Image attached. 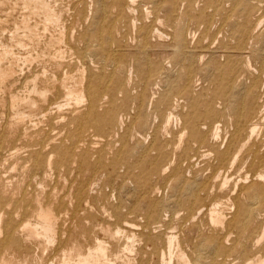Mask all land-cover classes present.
<instances>
[{"label":"bare ground","instance_id":"bare-ground-1","mask_svg":"<svg viewBox=\"0 0 264 264\" xmlns=\"http://www.w3.org/2000/svg\"><path fill=\"white\" fill-rule=\"evenodd\" d=\"M197 1L0 0V264H264V0Z\"/></svg>","mask_w":264,"mask_h":264},{"label":"rangeland","instance_id":"rangeland-1","mask_svg":"<svg viewBox=\"0 0 264 264\" xmlns=\"http://www.w3.org/2000/svg\"><path fill=\"white\" fill-rule=\"evenodd\" d=\"M62 1H63L64 3H66V4H68V3H70V1H72V0H62ZM65 1H66V2H65ZM68 1H69V2H68ZM198 1H199V4H198ZM198 1H197V3H196V7H197L198 9H200V8L204 5V0H198ZM201 1H202L203 3H200ZM201 4H202V5H201ZM197 5H198V6H197ZM200 5H201V7H200ZM145 7H146V6H145ZM137 9H138V10H137ZM211 10H212V8H210V10H209V7H207L205 13H206V14H207V12L210 13ZM135 11H136L135 13L137 14V11H139V8H136ZM161 13L164 14L163 11H161ZM218 15H219V14H218ZM218 15L216 14L215 17L213 16L212 18H214V19H212L211 17H209L210 20H209V21L206 20L207 23H208V22L210 23V24L208 23V26H209V28H210V29H209L210 32H209V30L207 31V33L204 31L205 24H204V27H203V24H202V26L200 27V28L203 27V28L201 29V31H200V29H199V31H198V29H195V32L197 31V32H196V36H195V32H194V30H193V31L191 30L192 32H194V35H193V33L190 31V33H192V34H190V37H192L191 35H193V37H195V38L193 39L192 44H195V43L197 44V43H198V46H199V47H201L202 45H203V46L207 45V46H209V48L211 47L212 49H211V48H210V49L208 48L209 50L212 51V55H210V56H215V55H216L215 57L220 56V55H218V53H219L220 49H222V44L225 42V40H227L226 42L230 41V39H229L230 37H227V35L225 34V33H226L225 29H224L223 27L221 28V22H220L221 20L219 19V17H218V19H217V17H216V16H218ZM207 17H208V16H207ZM213 20H214V21H213ZM210 21H211V22H210ZM212 21H213V22H212ZM218 21H219V22H218ZM215 22H217V23H215ZM212 24H214L217 28H215V26L212 25ZM217 24H218V25H217ZM81 25H82V27H80ZM81 25H79V26H77V27H78V28L80 27V29H82V28H84V26H85L86 24H84V25L81 24ZM211 26H213V28H212ZM77 27H76V28H77ZM76 28H75V29H76ZM218 28H221L220 31L222 30L223 32H222V31L219 32V29H218ZM216 29H217V30H216ZM215 30H216V31H215ZM202 31H203V32H202ZM212 31H213V32H212ZM224 31H225V33H224ZM198 32H199L200 34H199ZM217 32L219 33V35H218ZM208 33H209V34H208ZM213 33H214V34H213ZM221 33H222V34H221ZM205 34H208V35H210V36L207 37L208 35H205ZM211 34H212V35H211ZM215 34H216V35H215ZM223 34H224V35H223ZM200 36H201V37H200ZM204 36H205V37H204ZM216 36H217V37H216ZM203 37H204V39H203ZM210 37H211V38H210ZM215 37H216V39H214ZM196 38H197L198 40H196ZM199 38H200V40H199ZM223 38H224V39H223ZM227 38H228V39H227ZM206 39H207L208 42L206 41ZM201 40H202V41H201ZM203 40H205L204 43H203ZM211 40H214V41L217 40V41H216V42H214V41L212 42ZM200 41L202 42V45L200 44V43H201ZM206 42H207V43H206ZM209 42H211V43H209ZM226 42H225V43H226ZM255 42H256V43H255ZM257 42H259V43H260V42L263 43V41H260V40L258 39V40H256V41H254V43H255V45L258 44V46L261 48L260 50H264V46H263L261 43H260V45H259V43H257ZM205 43H206V44H205ZM213 43H214V44H213ZM216 43H217V45H216ZM196 44H195V45H196ZM209 44H210V45H209ZM211 44H212V46H211ZM151 45H152V46L150 47V49H153V50H156V49H157V50H162V49H159V48H161L162 46L159 47V45H153V44H151ZM153 46H154V47H153ZM207 46H205V47L207 48ZM214 46L217 47V49H215ZM250 46H252V48H253V46H254V45H253V42L250 44ZM258 46L256 45V47H258ZM152 47H153V48H152ZM155 47H158V48L155 49ZM213 47H214V48H213ZM256 47L254 46V48H256ZM259 47H258V48H259ZM214 49H215L216 51H214ZM218 49H219V51H217ZM153 50H152V51H153ZM22 51H23V50H22ZM67 54H70V53H69V52L66 53V55H65L66 60H72V58H71L69 55H67ZM213 54H214V55H213ZM68 56H69V57H68ZM210 56H209V57H210ZM67 57L70 58V59H67ZM207 57H208V56L205 57L206 59L203 58L202 60H200V58H199V59L197 58V59H196L197 61L195 60V64H197V65H196V67H197V69H196V73H197V77H198V79H197V77H196V79L199 80V81L196 83L197 86L195 85V87H196V88H195V91H196V90H198V91L194 92V93H195L194 96H196L200 101H203L204 99H205V101H207L208 98H209V96H210V95H209V92H211V90L209 89V88H210V85H211V82H210V79H209V76H208V75H209V72H210V70H211V67H210L209 64H208L209 62H208L207 60H208L209 58H207ZM87 58H88V59H87ZM87 58H86V60H87L88 62H89V61H90V62H89V65H88V63L86 64L87 66L84 64V67H85V69H86V70L84 69V72H85L86 74H88L89 71H90V69H89L88 66L94 68L93 70H98L97 68H100V70H101V69L103 68L101 63L96 62V61H97V58H96V57L94 58V56H93V59H94V61H95L97 64H99L97 68H96V66H95V65H97V64H95L94 61L92 62L93 64L91 63L92 60H91L90 58H92V56H90V58H89V57H87ZM95 59H96V60H95ZM204 59H205L207 62H206ZM86 60H85V61H86ZM198 60H199L200 62L203 61L202 64H200V62H199ZM87 61H86V62H87ZM79 63H80V64H79ZM79 63H78V64H79L80 66H82L83 61H80ZM198 63H199V65H200V67L198 66ZM91 65H92V66H91ZM93 65H94V67H93ZM167 65H169V63H168ZM204 65H205V67H204ZM109 66H110V65H107L106 67H109ZM202 66H203V67H202ZM207 66H208V68H207ZM86 67H87V68H86ZM95 68H96V69H95ZM199 68H200V69H199ZM202 68H203V70H202V72H201L200 70H201ZM198 69H199V70H198ZM204 69H205V70H204ZM208 69H209V72H208ZM109 70H110V69H109ZM107 71H108V70H107ZM197 71H198V72L200 71V73H201L202 75H201V74H198ZM203 71H205V72H203ZM203 74H204L205 76H204ZM198 75H199V76L201 75L202 77H201V76H200V77L203 78L202 80L206 79V81L204 80V82H203L202 80H200L201 78H199ZM207 77H208V80H209V81L207 80ZM19 82H20V83H19ZM19 82H18L17 86H20L19 88H22V85H23V84L21 83V81H19ZM205 82H206V83H205ZM209 82H210V83H209ZM23 83H24V81H23ZM199 83H200V84H199ZM207 83H208V84H207ZM201 84H202L203 86H202ZM198 86H199V88H198ZM211 86H212V85H211ZM207 87H208V88H207ZM159 88H161V87H159ZM197 88H198V89H197ZM199 89H202V90H199ZM205 89H206V90H205ZM208 89H209L210 91H209ZM205 91H206V92H205ZM208 91H209V92H208ZM200 93H201V94H200ZM204 93H205V94H204ZM199 97H200V98H199ZM204 97H205V98H204ZM207 97H208V98H207ZM206 98H207V100H206ZM61 100H62L61 103H62V104L64 103V104H63L64 106H65V105H68V104L70 105V107L72 106V103H71V102L67 103V101H66V102L63 101V100H64L63 98H62V99L60 98L59 101H61ZM205 101L202 103V106H203V107H204L203 104L205 103ZM65 103H66V104H65ZM187 103H188V102H187ZM190 103H191V104H190ZM192 103H193V102H189V104H185V105H184L185 107H186V105L189 106V107H186L187 110L185 109L184 106H181L179 109L185 110L186 112H189V111L191 112L192 108H194V110H197V109L200 108V107H201V109H204V108H205V107L203 108V107L201 106V103L199 104L198 107H197V106L193 107V106H192ZM64 106H63V108L67 109V106H66V107H64ZM191 107H192V108H191ZM196 107H197V108H196ZM68 108H69V106H68ZM149 108H150V109H149L150 111L153 110V109H152V105H151V107L149 106ZM190 109H191V110H190ZM198 110L200 111V109H198ZM197 112H198V111H197ZM53 113H54V112H53ZM150 113L152 114V116H151V114H150V116H151V117H150V121H151V122L149 123V125H148V127H147V129H149V131H148V130L145 131V140H146V134H147V141H149V140L152 138V137H151V136H152V128H151V130H150V127H149V126H150V125H151V126H155V124L157 125V124L160 122V120H161L160 115L156 114V112L153 111V112H150ZM153 114H154V115L156 114V115H157V118H153ZM39 115H41V114H39ZM156 115H155L154 117H156ZM179 117H180V116H179ZM179 117H176V118L174 117V118L176 119L177 122L175 121V119L172 118L171 122H173V120H174V124L171 123V127H172L173 129H177V128H178V125H179V123H180V119H179ZM46 118H48V117L46 116ZM63 118H64V119H63L64 122L68 120V118H65V117H63ZM127 118H128L129 120H127ZM127 118L124 117V119L126 120L125 123L128 124V123L132 120V118H131V119H130V117H127ZM158 118H159V119H158ZM157 119H158V120H157ZM178 119H179V121H178ZM156 120H157V121H156ZM127 121H128V122H127ZM178 122H179V123H178ZM46 123H47L46 125L50 128V124L48 123V121H47ZM50 123H51V122H50ZM177 123H178V124H177ZM48 124H49V125H48ZM153 124H154V125H153ZM173 125H175V126L177 125V126H176V127H175V126L173 127ZM124 126H125V124H124ZM231 127H232V128H231ZM231 127L228 126L227 128H229V129H226V128H222V129H221V136H222V134L226 133V134L223 135L224 137H225V135H226V137H225V138H226L225 141H227V139H228V138H227V132H226V131H228V132L231 131V132H230V135H231V133H232L233 130H230V129H234V126H233V125H231ZM63 128H65V130H63V129L61 130V133H62L61 136L65 135V134H66V131H67V127H64V125H63ZM205 129H206V128H205ZM122 130H124V128H123ZM224 130H226V131L224 132ZM62 131H63V132L65 131V134H64ZM53 132H54V134H56V132H58V130H57V131H56V130H53ZM149 133H150L151 135H150ZM59 134H60V133H59ZM148 134H149L150 136H148ZM168 134H169V133H168ZM168 134H166V135L168 136ZM56 136H57V134H56ZM223 136H222V137H223ZM168 137H169V136H168ZM224 137H223V141H224ZM228 137H229V133H228ZM149 138H150V139H149ZM148 139H149V140H148ZM64 140H65L66 142H68V139L65 138ZM147 141H146V142H147ZM225 141H224V144L226 145V142H225ZM224 144H223L222 148L225 147ZM211 152H212V153H210L211 155L208 154V156L206 155V156L202 157V159H200L201 157L199 158L200 161H199V163H198V166H204V165H206L207 163H210V162L212 163V165H215V163H216V158H215L216 155H215V151H214V152L211 151ZM213 154H214V156H213ZM209 156H210V159H209ZM171 157H172V155H171ZM211 157H213V158L211 159ZM206 158H207V159H206ZM213 159H214L215 161H214ZM209 160H210V162H208ZM204 161H206V162H204ZM213 161H214V162H213ZM122 168H123V167H122ZM122 168H121V167L118 168V169H117L118 172L113 173V174H116V175H112V180L110 179L111 181L108 180V182H107V179H108V178H111V176H109V173H107V172H100V173H102L103 175L99 173V174H98L99 176H98V175H97V176H98V178H99L100 175H102V178H103V179H101V177H100L99 179H97V178H96L97 176H96V177H95V178H96V179H95L96 181L94 180L95 182H94L93 184H94L95 187H96V185L98 184V182H99V183L102 182V183H101L102 185H101V184H100V185L98 184V185L100 186V188H102V191L104 190L103 192L106 193V194L109 193V194H110V197L113 198L112 196L114 195V192H112V189H108V188H111V187H113V186H116V184L119 183V181H120L119 178H122L121 180H123L124 176H122L121 173H122V174L124 173V171H123L124 168H123V169H122ZM124 170H125V169H124ZM120 171H122V172H120ZM205 171L207 172V171H209V169H208V170H205ZM105 173H107L108 176H107V174H106V176H105ZM117 173H119V174H117ZM113 176H114V177H113ZM115 176H116V177H115ZM104 177H106V178H104ZM114 178H115V180L118 178V179L116 180V182H115ZM159 178H160V179H159ZM159 178H157L156 181H162V180H163L162 177H159ZM103 180H104V181H103ZM118 180H119V181H118ZM109 182H110V183H109ZM120 182H121V181H120ZM104 183L107 184V187H108V188L106 187V185H105ZM108 183H109L110 185H108ZM112 183H113V185H112ZM114 183H115V184H114ZM98 185H97L96 190H95V189H93L94 191L92 190L93 193L98 191V189H99V186H98ZM109 186H111V187H109ZM117 186H118V184H117ZM104 187H105V188H104ZM121 187H122V189H121ZM121 187L119 188V189H120L119 191H121L122 193H124V191H125V187H124V185H122ZM106 188H107V189H106ZM105 190H107V191H105ZM110 190H111V191H110ZM122 190H123V191H122ZM167 190H168V188L166 189V191H167ZM116 191L118 192V189H117ZM117 192H115L116 194H115L114 198L111 199V201L116 202V201L118 200ZM111 193H113V194H111ZM109 194H108V196H109ZM116 195H117V196H116ZM115 197H117V199H116ZM109 199H110V198H109ZM115 199H116V201H115ZM99 212L101 213V211H99ZM105 213H107V212L105 211ZM234 234L236 235L237 233H234ZM239 256H240V257H239ZM241 256H242V254H241V255H238V257H237L238 259L236 258L237 261L239 260L238 262H240V263L242 262V259H243V257H241ZM236 259H235V260H236ZM238 262H236V263L238 264Z\"/></svg>","mask_w":264,"mask_h":264}]
</instances>
